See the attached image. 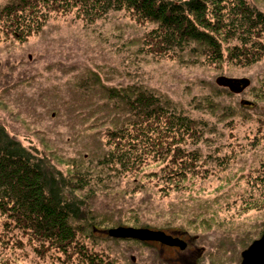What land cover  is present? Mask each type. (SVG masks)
<instances>
[{
  "label": "rangeland",
  "instance_id": "374dc122",
  "mask_svg": "<svg viewBox=\"0 0 264 264\" xmlns=\"http://www.w3.org/2000/svg\"><path fill=\"white\" fill-rule=\"evenodd\" d=\"M248 1L256 5L255 0ZM14 2L20 0H0V11ZM2 25L0 124L40 157L54 151L71 161L84 159L88 168H94L93 153L105 143L111 123L118 121L115 110L124 108L109 99L102 86L94 85L99 82L111 88L153 91L161 106L193 120L203 132L199 142L186 146L200 158L196 172L188 175L187 189L184 186L185 190L163 198L164 184L141 173L142 188L140 184L135 188L136 199L118 195L105 202L110 207H99L107 216L184 228V250L113 240L107 261L242 264V253L264 232L263 191L255 179L264 176V98L258 94L264 81V57L251 66L225 62L215 68L204 57L195 59L187 52L175 59L152 55L144 50L142 38L159 24H138L127 11H111L93 24L74 13L52 14L37 33L21 35V40ZM223 78L233 82L225 84ZM160 165L144 169L147 174L160 172ZM122 180L112 177L107 182L117 191L137 186ZM4 221L0 216V234ZM9 228L19 230L15 225ZM14 237L22 245L13 251L0 245V264H45L21 232ZM62 259L67 260L63 264H82L77 258Z\"/></svg>",
  "mask_w": 264,
  "mask_h": 264
},
{
  "label": "trees",
  "instance_id": "16d2710c",
  "mask_svg": "<svg viewBox=\"0 0 264 264\" xmlns=\"http://www.w3.org/2000/svg\"><path fill=\"white\" fill-rule=\"evenodd\" d=\"M260 1L264 5V0H255V6L248 0H20L0 11V25L21 40V35L37 33L52 14L74 13L93 24L111 11H127L138 24H159L142 38L144 50L152 55L175 59L187 52L195 59L204 57L215 68L225 62L246 67L264 57ZM94 85L102 86L109 99L124 107L115 110L118 121L111 123L105 143L93 153L94 168H88L82 158V162L71 161L54 151L40 157L0 124V216L5 220L1 248L17 250L22 242L14 235L19 231L33 243L42 263L63 264L67 260L62 257H66L80 259L82 264H114L116 260L106 257L109 242L118 240L109 235L110 230L148 228L180 237L186 234L176 225L150 226L131 217L107 216L99 207H110L105 202L118 195L136 199L135 188L138 184L142 188L141 173L149 179L156 176L164 184L163 198L184 186L187 189L188 175L196 172L200 158L186 146L199 142L203 132L193 120L169 112L168 105L161 106L153 91L136 86L111 88L100 82ZM258 91L264 98V81ZM159 164L163 166L160 172L146 173L144 167ZM112 177L137 186L117 191L107 182ZM255 179L264 200V176ZM13 225L19 230L9 228ZM92 248L101 252H92Z\"/></svg>",
  "mask_w": 264,
  "mask_h": 264
},
{
  "label": "water",
  "instance_id": "95a60500",
  "mask_svg": "<svg viewBox=\"0 0 264 264\" xmlns=\"http://www.w3.org/2000/svg\"><path fill=\"white\" fill-rule=\"evenodd\" d=\"M112 238L119 240H136L139 242H156L164 246L175 247L184 250L186 244L179 237L167 235L162 231H154L148 228H117L109 231ZM242 264H264V234L260 239L242 253Z\"/></svg>",
  "mask_w": 264,
  "mask_h": 264
},
{
  "label": "bare ground",
  "instance_id": "6f19581e",
  "mask_svg": "<svg viewBox=\"0 0 264 264\" xmlns=\"http://www.w3.org/2000/svg\"><path fill=\"white\" fill-rule=\"evenodd\" d=\"M223 80H225V84H229L230 82H233V81L230 80L229 78H223Z\"/></svg>",
  "mask_w": 264,
  "mask_h": 264
}]
</instances>
